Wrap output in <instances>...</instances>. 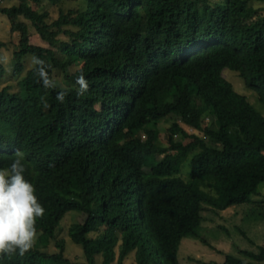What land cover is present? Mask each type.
Returning a JSON list of instances; mask_svg holds the SVG:
<instances>
[{"label": "trees", "instance_id": "trees-1", "mask_svg": "<svg viewBox=\"0 0 264 264\" xmlns=\"http://www.w3.org/2000/svg\"><path fill=\"white\" fill-rule=\"evenodd\" d=\"M66 1L0 6L20 34L12 74L35 55L57 85L45 89L32 66L19 89L0 88V169L22 151L24 177L45 210L32 249L0 264H97L100 255L111 264L119 243V264L130 252L137 264H180L182 241L206 209L253 204L263 193L264 114L224 73L237 72L264 105V6L85 0L64 10ZM58 5L53 18L49 8ZM34 32L46 45L31 42ZM6 72L0 62V79ZM81 74L89 87L78 96ZM71 211L84 214L68 231L83 248L79 262L57 237ZM51 239L57 252L48 251ZM246 255L227 254L222 264H257L264 247Z\"/></svg>", "mask_w": 264, "mask_h": 264}, {"label": "rangeland", "instance_id": "rangeland-1", "mask_svg": "<svg viewBox=\"0 0 264 264\" xmlns=\"http://www.w3.org/2000/svg\"><path fill=\"white\" fill-rule=\"evenodd\" d=\"M257 7L264 6V0H252ZM19 0H0V6L10 7L17 4ZM85 0H69L62 4L64 10L71 8H83ZM53 18H57L60 13V6H52L49 8ZM42 11L41 7H38ZM19 32L11 33V25L7 17L0 13V41L7 45L0 48V62H2L7 72L3 78L0 79V88L11 86V90L16 91L20 88V81L25 72L33 65L31 63L32 56L25 57V68L22 74H12V55L14 49L19 43ZM31 42L33 44L46 45L41 40L37 33L31 35ZM224 76L233 83L234 88L248 96L251 103L264 114V105L258 101L254 92H250L245 87L239 74L233 70L226 69ZM59 83L66 84L67 81L63 79L61 73L58 74ZM254 95H253V94ZM172 119L168 122L162 123L160 135L162 139L165 138V130L171 126ZM155 164V159L151 158L147 161V165ZM253 204H237L228 207L225 210L215 211L208 208L204 211L205 222H202L195 234H191L189 238L182 241L179 260L180 264H222L225 261L227 254L238 255L249 258L246 253L260 252L264 247V189L261 195L255 196ZM84 214L77 211H71L65 215L59 225L57 237L63 238L66 244V254L74 261L83 258V248L75 244L68 234L70 226L82 221ZM104 226L96 230L94 236L103 233ZM49 252L54 253L58 251L54 239L50 240ZM116 256L111 264H119L122 244L119 243L115 247ZM82 261V260H81ZM257 264H264V260L255 261ZM97 264H103V257L100 255ZM121 264H137L134 252H130L123 259Z\"/></svg>", "mask_w": 264, "mask_h": 264}, {"label": "clouds", "instance_id": "clouds-1", "mask_svg": "<svg viewBox=\"0 0 264 264\" xmlns=\"http://www.w3.org/2000/svg\"><path fill=\"white\" fill-rule=\"evenodd\" d=\"M31 63L44 88L55 89L56 82L49 78L46 70L50 66L35 55ZM76 85L79 86L76 88L78 96L88 91V82L83 74L77 77ZM67 94L66 89L61 90L57 92L56 99L63 103ZM24 159V153L16 150L9 168L0 169V257H23L29 252L37 237L36 220L45 212L35 195L34 186L24 177Z\"/></svg>", "mask_w": 264, "mask_h": 264}]
</instances>
